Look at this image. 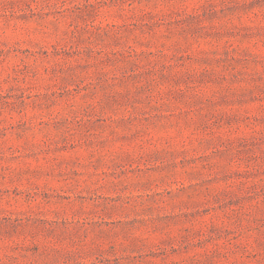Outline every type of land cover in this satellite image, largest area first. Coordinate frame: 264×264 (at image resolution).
I'll list each match as a JSON object with an SVG mask.
<instances>
[{
	"label": "rangeland",
	"instance_id": "obj_1",
	"mask_svg": "<svg viewBox=\"0 0 264 264\" xmlns=\"http://www.w3.org/2000/svg\"><path fill=\"white\" fill-rule=\"evenodd\" d=\"M0 264H264V0H0Z\"/></svg>",
	"mask_w": 264,
	"mask_h": 264
}]
</instances>
